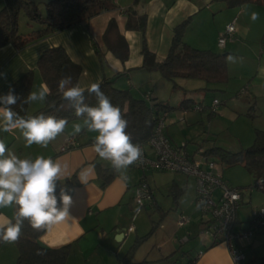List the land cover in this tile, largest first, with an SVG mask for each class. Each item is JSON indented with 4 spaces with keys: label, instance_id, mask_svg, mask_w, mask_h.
I'll use <instances>...</instances> for the list:
<instances>
[{
    "label": "crops",
    "instance_id": "1",
    "mask_svg": "<svg viewBox=\"0 0 264 264\" xmlns=\"http://www.w3.org/2000/svg\"><path fill=\"white\" fill-rule=\"evenodd\" d=\"M113 1L117 6L115 9L103 11L67 29L52 32L21 49L15 48L12 44L0 47V94L28 70H34L31 91L46 87L35 69L37 60L45 49L62 46L71 61L81 68L76 82L81 87L87 88L91 83H97L103 78H110L120 73L121 76L115 81L116 87L128 88L138 97H144L145 92H150L151 100L148 102L161 101L169 104L164 102L170 87L169 83H166L167 80L162 78L156 70L142 68L143 58L140 52L142 35L137 30H129L125 27L127 21L125 10L138 15L145 14L144 38L147 47L154 53L155 61L160 62L165 58L174 26L187 17H191V24L184 34L185 42L195 48L224 52L227 57L228 55L240 56V51L247 48L253 59L257 61L252 77H249L250 81L255 83L256 78L258 80L252 85L248 79L242 83V87L246 88V92L249 88V94L253 98L257 93L254 92V95L251 88L256 89L257 86L264 88V38H262L264 37V6L244 4L239 8L230 9L215 0ZM2 5L3 0H0V8ZM225 10H228L226 12H229V15L224 22L218 23L216 16ZM253 12L259 14L258 19L252 20ZM111 20L115 22V30L126 41L128 53L125 60H120L105 44L103 35ZM232 21L235 27L233 38L220 49L217 47L216 39L225 26ZM195 22L203 26L198 30L195 28L192 32L190 27ZM250 39H255V44H252ZM226 62L228 80L222 84H213L212 86H218L216 88L220 85L227 86L230 82V62L227 59ZM193 87L184 85L182 88L185 92L199 89ZM224 89L222 90L225 91ZM183 97L182 99H185ZM177 101L179 100L174 102L177 103ZM255 104L252 105L253 110H255ZM43 105L44 102H33L28 105L27 113L32 114ZM187 109L179 107L180 112L176 114L168 110L163 128L166 137L174 144L185 142L186 149L189 151H193L197 144H202L205 149L213 146L214 144L204 146V143H195L191 138H184L191 122V117L187 116ZM250 111L248 110L247 113L250 114ZM83 119L69 121L65 132L46 148L36 144L26 147V142L19 130L11 133L0 131V139L20 158L35 159L36 156L43 155L46 158L58 159L65 167V176L57 183L64 182L73 174H76L79 182L71 194L72 204L69 208V216L63 222L45 230L38 238L40 244L53 249L69 245L70 253L65 264H117L118 259L126 254L135 238L144 237L133 255L135 262L145 260L148 261L146 264H172L170 260H173L175 264H232L225 243H212L208 235L202 234L204 228L202 223L205 218L197 211V213L193 211L195 209L194 179H192L193 197L190 212L186 206H183L184 196L188 192V180L181 179L173 172L166 171L167 175L163 179L161 176L158 177V172L154 170L143 171L130 166L126 173L115 171V176L106 186L101 187V177L97 166L107 168L111 167V164L107 160L100 159L92 149L97 133L88 132L85 129L80 134H72V125L83 124ZM70 139L73 140V144L68 143ZM149 154L153 157L150 151ZM122 175H127L128 179L124 180ZM148 175H151L152 182L148 179ZM81 177L83 178L80 179ZM141 178L146 180L154 192L155 202L147 203L143 207L145 211L143 208L140 210L143 214L141 217L143 222H136L140 212H136L133 196L135 186ZM161 188L164 190L160 191ZM241 205L240 192L235 231L247 228L251 218L252 211L241 210ZM148 209L154 212L156 221L152 219L151 214L147 213ZM14 211L12 207L0 209V218L11 219ZM180 215L189 219L188 223L181 227L177 224ZM131 225L134 226V230L128 232ZM118 233L122 234L118 235ZM184 237H187V240L182 242ZM239 246L245 256L244 264H255L258 258L264 257V254L257 252L258 248L264 245L260 235L256 233L249 239L239 241ZM172 253V257L166 259V256ZM17 257L18 250L15 243L0 245V264H18Z\"/></svg>",
    "mask_w": 264,
    "mask_h": 264
},
{
    "label": "trees",
    "instance_id": "2",
    "mask_svg": "<svg viewBox=\"0 0 264 264\" xmlns=\"http://www.w3.org/2000/svg\"><path fill=\"white\" fill-rule=\"evenodd\" d=\"M215 1L221 2L227 8L244 4L264 6V0ZM42 6L43 10L39 5H34L26 0H3V5L0 8V47L12 44L15 48L21 49L52 32L67 29L75 24L85 22L103 11L117 7L113 0H51L48 4H42ZM125 12L127 14L125 27L129 30H137L142 35L140 50L143 58L142 68L158 71L162 78L172 83L173 89L176 88V79H198L204 81L207 85L222 84L228 80L229 75L224 52L195 48L185 42L184 34L191 17H187L174 26L168 52L165 58L158 62L155 61L154 53L147 47L145 42V14L138 15L130 13L128 10H125ZM20 14L26 17L29 22L28 26H31L32 23H37L40 24V28L31 29L27 33L19 32L18 22ZM103 37L108 49L120 60H125L128 47L124 38L115 30V22L113 20L108 23ZM35 69L39 72L41 80L49 92L42 108L32 114H28L29 104L21 103V100L26 98L31 92L34 70L25 72L12 82L0 96L7 94L10 89L14 90V93L21 100H18L17 104L13 106V110L24 118L42 113L44 115H53L58 119L67 118L68 121L82 119L83 117L78 118L75 116L72 102L64 100L62 93L58 89V82L62 77L70 76L72 83L76 84L81 72L80 66L71 61L66 50L62 46H53L45 49L39 56ZM120 76V73H116L112 77L103 78L97 83L101 85V91L110 99L111 103L121 108L124 118L129 122L126 131L131 136L132 142L136 144L144 142L153 133L159 111L161 109L170 110L172 107L161 101L148 102V100H151L150 92H145L144 97H138L128 88L121 89L116 87L115 81ZM84 103L95 106L98 101L94 94L89 95L86 91ZM193 103L192 99L185 98L180 101L178 107L186 109L191 107ZM252 108L250 107L249 110ZM204 153L228 165L241 164L253 175L255 182L259 178H264V130L255 129L252 144L239 151L233 152L221 146L213 145L206 148ZM97 171L101 177V187L106 186L115 176V170L112 167L103 168L97 166ZM78 184L76 174L71 175L64 182L57 183L56 196L58 202L61 189H64L71 196L73 189ZM260 190L264 191V187ZM170 191L173 193L171 189ZM174 195L176 197V194ZM202 226L205 227L204 222ZM44 231L33 230L28 221L25 220L20 239L15 243L18 250V264L66 263L70 253V246L66 245L56 249L43 246L39 243L38 238ZM143 238H135L126 254L118 259L117 264H146L148 261L135 262L133 260V255L137 247L142 243ZM38 251L40 254H38ZM172 255L173 253L166 256V259H170ZM257 260L258 262L255 264H264V257ZM170 262L175 264L173 260H170Z\"/></svg>",
    "mask_w": 264,
    "mask_h": 264
},
{
    "label": "clouds",
    "instance_id": "3",
    "mask_svg": "<svg viewBox=\"0 0 264 264\" xmlns=\"http://www.w3.org/2000/svg\"><path fill=\"white\" fill-rule=\"evenodd\" d=\"M251 18L256 20L259 14L253 12ZM226 59L235 62L236 58L229 55ZM58 89L64 100L72 102L75 116L84 118L83 124L72 125V134H80L85 129L97 133L92 149L100 159L109 161L116 172L123 173L141 161L142 149L132 142L126 131L128 120L124 118L121 108L113 105L101 91L99 83H91L85 89L78 83L73 84L70 76H65L59 80ZM86 91L96 96L98 103L95 106L84 103ZM48 94V89L42 87L38 91H31L23 100L11 89L0 96V131L11 133L19 130L26 147L36 144L46 148L65 132L68 119L42 113L24 118L13 110V106L18 100L22 104L44 102ZM64 176L65 167L58 159L43 155L35 159L20 158L0 139V209H15L11 219L0 218V243H16L25 220L33 230L39 232L50 229L69 216L71 196L64 189H61L59 202L56 196L57 182ZM122 178L128 179L127 175H122ZM136 212L139 213L140 209L137 208Z\"/></svg>",
    "mask_w": 264,
    "mask_h": 264
},
{
    "label": "rangeland",
    "instance_id": "4",
    "mask_svg": "<svg viewBox=\"0 0 264 264\" xmlns=\"http://www.w3.org/2000/svg\"><path fill=\"white\" fill-rule=\"evenodd\" d=\"M39 7L43 10L42 4H39ZM237 7L239 8L240 6ZM226 11L228 10H225L219 13L218 16H216L218 23H222L225 21L227 15H229V12ZM28 24L29 22L27 21L26 17L23 14H20L18 22L19 32L23 33L26 32V30L40 28V24L32 23L31 26H28ZM190 24L191 23H189V25ZM202 26L203 25H200L198 22H195L194 25L190 27V30L194 32L195 28L198 30ZM204 28L209 27L204 26ZM250 42L252 44H255L256 40L250 39ZM240 52L242 55H235V62H230V82L227 86L220 85L219 88H216L218 86H210L205 82L197 79H176V88L173 89L172 83L169 81L166 82L169 83L170 87L168 90V94H166L164 102L169 103L167 105L172 107L169 112L175 114L180 112L178 102L182 99V96H184L183 98H190L194 102L191 107L187 109V116L191 117V122L189 123L190 126L187 128L184 138H191L195 143H204V146L214 144L236 152L252 144L255 129L264 130V88H258V86L256 89L251 88L253 89L251 92L254 95L255 93H257L253 98L251 94H249V88L246 92V88L242 87V83H245L248 79V81H250L252 73L256 68L257 61L253 59V56L247 48L241 50ZM256 53L258 55L259 51L257 50ZM256 80H258V78H256ZM186 83L192 84L190 85ZM255 83H252V81H250V84L252 85ZM184 85L194 86L193 88L199 89L196 91L185 92L184 88H182ZM205 87H207V89H205ZM222 89H224L225 91H223ZM214 97L218 98L219 104L213 112L211 110V102ZM177 99L179 101L175 103L174 101ZM254 103H256L254 106L255 110H253L252 108L250 114H246L249 108L254 105ZM196 105L203 106L202 110H194V107ZM167 121L168 120L166 119V122ZM210 157L217 163L216 170L221 174L222 178L227 180L228 182L230 181L229 183L232 186H237L240 189L242 196V205L240 206L241 210H248L251 212L255 209H259L260 207H264V191L255 186V178L252 174H250L241 164L228 165L220 162L212 156ZM154 171L158 172V177L161 176L163 179L167 175L165 174L166 171ZM151 175L153 176V174ZM151 175H148V179L150 180V182L153 181L151 179ZM175 175L180 176L181 179L188 180V192L184 196L183 206H186V208H188L190 212V203L193 197V178L178 173H175ZM163 190V188L160 189V191ZM194 207L195 209L192 210L197 213L198 210L196 209L195 205ZM143 211H145L144 208ZM147 213L151 214L152 219L156 221V219L154 218V216L156 215L154 214V212H152V210L148 209ZM198 213L201 214L200 212ZM141 217H143V214H141L140 212V214L137 216L138 221L136 222H143V220H141ZM148 218H146V220H149ZM256 235H260V238L262 239V245H264V227L260 228ZM257 252H260V254H264V246H262V248H258Z\"/></svg>",
    "mask_w": 264,
    "mask_h": 264
},
{
    "label": "built area",
    "instance_id": "5",
    "mask_svg": "<svg viewBox=\"0 0 264 264\" xmlns=\"http://www.w3.org/2000/svg\"><path fill=\"white\" fill-rule=\"evenodd\" d=\"M235 32L234 21L227 24L218 35L217 46L223 48ZM149 97V96H148ZM147 97V98H148ZM219 104L218 99L211 102L214 112ZM203 106L196 105L194 110L200 111ZM168 112L161 109L157 115L156 125L152 135L144 142L137 143L142 149V159L133 165L141 170H162L180 173L195 180L194 204L201 216L205 218L202 234L208 235L212 243L223 242L228 248L232 264H244L245 256L239 246V241L249 239L264 227V207L255 209L247 228L235 231L236 211L240 205V189L231 186L216 170V162L204 153L202 144H197L193 151L186 149V143H172L164 134V121ZM73 144V140L68 141ZM149 151L153 154L150 157ZM255 185L264 187V178H259ZM136 209L140 210L146 203L155 202L154 192L144 178H141L134 189L133 196ZM200 205V207H197ZM188 218L180 215L177 221L179 227L188 223ZM134 230L131 225L128 232ZM187 237L182 239L185 242ZM192 264V263H191Z\"/></svg>",
    "mask_w": 264,
    "mask_h": 264
},
{
    "label": "water",
    "instance_id": "6",
    "mask_svg": "<svg viewBox=\"0 0 264 264\" xmlns=\"http://www.w3.org/2000/svg\"><path fill=\"white\" fill-rule=\"evenodd\" d=\"M30 3H33L34 5H39V4H48L51 0H26ZM226 55V53H224ZM122 233H118V235H121ZM117 240V238L115 237Z\"/></svg>",
    "mask_w": 264,
    "mask_h": 264
}]
</instances>
